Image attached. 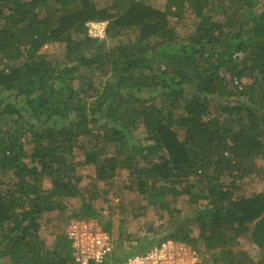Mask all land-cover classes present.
<instances>
[{"label": "trees", "instance_id": "trees-1", "mask_svg": "<svg viewBox=\"0 0 264 264\" xmlns=\"http://www.w3.org/2000/svg\"><path fill=\"white\" fill-rule=\"evenodd\" d=\"M186 16L182 35L171 18ZM91 20L107 22L105 39L88 35ZM48 43L64 60L41 52ZM77 148L97 180L135 171L126 188L143 208L196 205L156 240L115 238L98 264L166 239L201 245L211 264H264V188L242 190L264 177V0H0V259L78 264L66 228L52 247L39 231L65 198H81L76 218L103 216L82 192ZM242 236L258 261L235 250Z\"/></svg>", "mask_w": 264, "mask_h": 264}, {"label": "rangeland", "instance_id": "rangeland-1", "mask_svg": "<svg viewBox=\"0 0 264 264\" xmlns=\"http://www.w3.org/2000/svg\"><path fill=\"white\" fill-rule=\"evenodd\" d=\"M152 3L153 5L163 8L165 6V0H144ZM112 0H103L105 5H108ZM171 25L174 26L180 34L184 35L192 29L193 24L190 16H186L185 19L171 18ZM106 38H98L103 40ZM107 45L111 44L114 40L106 39ZM64 48L58 43L45 44L41 52L46 54L52 59L62 61ZM142 129L135 131V135L139 138L141 143H145L143 139ZM182 133V130L179 129ZM29 148V145H26ZM69 158L76 162V172L81 176V189L85 196H91L95 194L96 197L92 200L93 204L99 208L100 213L103 215L99 220L102 225L105 223L111 224L110 232L114 238L118 240L122 239V247L128 249V246L132 247L138 245L136 242L138 239H149L156 240L158 236L165 233L168 229L173 227V224L178 220H185V216L195 209L194 204L186 203V198H182L171 204L170 210L159 211L157 207L148 206L143 208V205L147 203L146 199L143 198L142 194L136 188H126L129 186V180L136 176L135 171L129 169H119L118 174L110 181L105 182L97 180L95 178V168L93 165L80 163L83 161L84 153L81 149H76L72 156ZM260 164H264V160H259ZM135 177V178H136ZM50 180L44 181L45 185H49ZM264 188V177L245 178L242 181V190L245 193H251L256 190ZM107 190L108 192L102 195V191ZM81 198H65V208L63 210H56L50 214L52 220L47 219V215L41 217V227L39 229L40 235L44 238L47 246L52 247L55 244L57 233L62 232L66 228L69 221L75 219V212H77ZM123 223V232L120 236L119 225ZM185 224H187L185 222ZM151 228V229H150ZM199 230L196 226L192 229V234L197 236ZM157 236V237H156ZM240 243L236 246L235 250H241L246 253L247 256L260 259L259 249L250 242V240L240 237ZM144 243V242H141ZM199 245V244H198ZM139 247V246H138ZM195 247V246H194ZM195 247V250L199 256H203L206 259L205 264H211L207 261L210 258V252L201 248ZM117 248V242H116ZM135 249V248H134ZM149 249V248H148ZM119 251V249H117ZM134 252L138 253L137 250ZM256 261V262H257ZM10 259L5 257L0 259V264H10Z\"/></svg>", "mask_w": 264, "mask_h": 264}, {"label": "built area", "instance_id": "built-area-1", "mask_svg": "<svg viewBox=\"0 0 264 264\" xmlns=\"http://www.w3.org/2000/svg\"><path fill=\"white\" fill-rule=\"evenodd\" d=\"M106 24L101 20L88 21V35L93 38L105 37ZM66 234L71 241L72 256L78 264L101 263L116 247L113 234L96 218L72 219L66 226ZM113 264H205V259L191 245L166 239Z\"/></svg>", "mask_w": 264, "mask_h": 264}]
</instances>
